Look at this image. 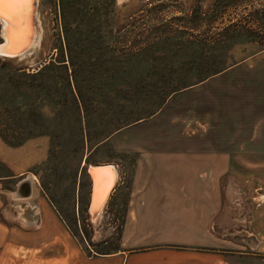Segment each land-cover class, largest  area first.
I'll return each instance as SVG.
<instances>
[{
    "label": "rangeland",
    "instance_id": "rangeland-1",
    "mask_svg": "<svg viewBox=\"0 0 264 264\" xmlns=\"http://www.w3.org/2000/svg\"><path fill=\"white\" fill-rule=\"evenodd\" d=\"M127 1L38 0L39 42L23 58L0 55V136L13 146L47 140L34 171L92 259L123 250L141 153L180 183L187 168L208 181L223 162L199 149L228 154L224 261L264 264V239L257 249L248 238L264 200V0ZM90 163L120 172L96 223ZM14 183L3 189L12 206L26 198L13 196Z\"/></svg>",
    "mask_w": 264,
    "mask_h": 264
},
{
    "label": "crops",
    "instance_id": "crops-1",
    "mask_svg": "<svg viewBox=\"0 0 264 264\" xmlns=\"http://www.w3.org/2000/svg\"><path fill=\"white\" fill-rule=\"evenodd\" d=\"M48 148L43 138L13 146L0 136V264H226L224 240L229 235L222 177L228 154L199 149L223 162L210 169L208 181L187 168L183 173L187 182L180 183L178 173L174 181L164 173L170 168L161 172L146 166L141 153L126 187L123 250L92 259L72 236L53 200L44 195L34 171L48 158ZM23 182L26 198L18 201L23 208L10 205V194L5 196L3 189L9 191L6 184L14 183V190L20 191ZM122 190H116L117 196ZM5 197L10 199L7 206ZM258 206L252 213L253 228L247 231L257 249L264 239V200Z\"/></svg>",
    "mask_w": 264,
    "mask_h": 264
},
{
    "label": "water",
    "instance_id": "water-1",
    "mask_svg": "<svg viewBox=\"0 0 264 264\" xmlns=\"http://www.w3.org/2000/svg\"><path fill=\"white\" fill-rule=\"evenodd\" d=\"M122 8H125L127 0H119ZM13 7V13L8 10ZM38 8V0H28L26 4L14 5L5 4L0 16L4 17L9 23L7 29V39L2 35L0 41V48H3L7 53L5 56L11 59H19L26 52H29L33 47V43L38 37L39 26L36 9ZM33 36V37H32ZM33 38V43L30 42ZM87 175L90 179V196L88 204V214L92 223H96L94 219L99 215L105 205L107 204L110 192L118 183L119 170L113 163L108 164H88L86 168ZM109 192L106 196H102L101 192L106 193L107 188L110 186Z\"/></svg>",
    "mask_w": 264,
    "mask_h": 264
},
{
    "label": "bare ground",
    "instance_id": "bare-ground-1",
    "mask_svg": "<svg viewBox=\"0 0 264 264\" xmlns=\"http://www.w3.org/2000/svg\"><path fill=\"white\" fill-rule=\"evenodd\" d=\"M10 13H13V7L11 8V9H9L8 10ZM36 14H37V9H36ZM39 20V19H38ZM0 21H1V25H3L2 26V34H3V36L5 37V39H6V42H8V39H7V29H8V27H9V23L7 22V20L4 18V17H2V16H0ZM39 26V25H38ZM39 36H40V29H39V32H38V37H37V39L35 40V42L33 43V38H32V40L30 41V42H32L33 43V45L34 44H37L38 42H39ZM33 37V36H32ZM27 54V52L23 55V56H20L19 58H23L25 55ZM2 56V55H1ZM105 163H103L102 165H104ZM106 164H108V163H106ZM87 167H88V165H87ZM119 178V177H118ZM29 180H32V178H30ZM118 181H119V179H118ZM24 183L25 182H23L21 185H20V191H15V192H13V196L15 197V198H19L20 199V197L22 196V194L24 195V193L22 192V190L24 191L25 190V187L23 186L24 185ZM118 184V183H117ZM111 186L112 185H110L108 188H107V190H106V193H105V191L104 192H101V198H102V196H103V198H104V196H106V194L109 192V190H110V188H111ZM24 187V188H23ZM21 188H22V190H21ZM116 187H114L113 189H112V191H114V189H115ZM111 191V192H112ZM22 192V193H21ZM25 192V191H24ZM110 192V196H111V193ZM26 196V195H25ZM110 198V197H109ZM21 200V199H20ZM98 217H99V215H97L96 217H94V219L95 220H98Z\"/></svg>",
    "mask_w": 264,
    "mask_h": 264
},
{
    "label": "snow or ice",
    "instance_id": "snow-or-ice-1",
    "mask_svg": "<svg viewBox=\"0 0 264 264\" xmlns=\"http://www.w3.org/2000/svg\"><path fill=\"white\" fill-rule=\"evenodd\" d=\"M28 0H0V12L3 11V6L5 4H14V5H20V4H26ZM7 53L4 51L3 48H0V55H6Z\"/></svg>",
    "mask_w": 264,
    "mask_h": 264
},
{
    "label": "trees",
    "instance_id": "trees-1",
    "mask_svg": "<svg viewBox=\"0 0 264 264\" xmlns=\"http://www.w3.org/2000/svg\"><path fill=\"white\" fill-rule=\"evenodd\" d=\"M222 1V0H221Z\"/></svg>",
    "mask_w": 264,
    "mask_h": 264
}]
</instances>
